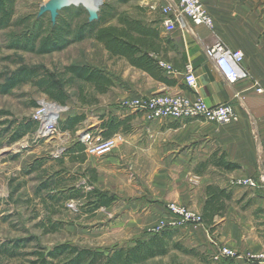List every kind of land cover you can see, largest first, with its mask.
Segmentation results:
<instances>
[{
	"label": "rangeland",
	"instance_id": "rangeland-1",
	"mask_svg": "<svg viewBox=\"0 0 264 264\" xmlns=\"http://www.w3.org/2000/svg\"><path fill=\"white\" fill-rule=\"evenodd\" d=\"M47 1L17 0L10 26L0 28V264H35L40 253L63 243L107 251L115 246H131L138 239L163 231L159 227L165 221L162 216L144 223L133 205L126 206L129 201L118 197L111 206L97 208L87 196L91 186L104 192L92 180L93 161L61 159L67 150L78 146L87 131H93L92 126L106 113L102 106L113 101L116 91L99 93L94 84L64 74L65 67L85 64L102 69L113 75L115 86L120 87L126 60L110 56L103 44L91 36L61 50L37 52L52 32L50 13L39 15L41 5ZM101 1L99 16L109 15L105 25L120 26L119 18L126 17L160 29L163 37L169 36L163 27V6L169 0ZM68 6L72 11L60 10L58 19L69 21L70 32L65 35L72 39L79 26L89 21V12L83 1ZM75 7L85 12L77 14ZM31 42L36 50L24 48ZM23 69H35L36 79H43L48 72L59 78L67 94L66 103H58L63 110L62 121L85 115L75 131L59 129L49 137L40 131L39 123L34 131L17 137L19 127L36 120L42 104L52 101L36 80L17 82L16 75ZM192 227L167 229L168 253L140 264H233L235 259H214L216 246L224 245L219 240L221 224L214 231L206 226L203 233L207 238L199 240L192 236L197 226ZM177 243L199 254L184 253L176 248Z\"/></svg>",
	"mask_w": 264,
	"mask_h": 264
},
{
	"label": "crops",
	"instance_id": "crops-1",
	"mask_svg": "<svg viewBox=\"0 0 264 264\" xmlns=\"http://www.w3.org/2000/svg\"><path fill=\"white\" fill-rule=\"evenodd\" d=\"M205 7L213 18L212 28H177L168 33L171 42L163 44L158 59L170 66L166 74L171 83L158 81L125 58L120 87L108 74L112 85L102 94L115 89V98L102 106L106 113L92 130L105 136L104 123L110 117L120 122L112 135L118 137L113 153L101 158L75 146L61 159L93 161V182L109 196L128 200L126 206L132 204L144 223L165 216L172 202L202 214L207 187L226 189L231 198L225 216L216 218L222 226L219 240L239 253L233 264H248V253H264V0H205ZM217 42L243 50L249 78L230 82L221 74L206 54ZM189 67L198 79L195 89L186 82ZM162 91L199 95L210 105L227 102L238 120H149L144 111L121 106L123 99ZM214 153L239 167L227 171L207 163ZM247 177L259 186L241 187L239 180ZM196 229L191 233L194 240L207 238L206 226Z\"/></svg>",
	"mask_w": 264,
	"mask_h": 264
},
{
	"label": "trees",
	"instance_id": "trees-1",
	"mask_svg": "<svg viewBox=\"0 0 264 264\" xmlns=\"http://www.w3.org/2000/svg\"><path fill=\"white\" fill-rule=\"evenodd\" d=\"M16 1L0 0V28L10 26ZM72 9V7L67 6L62 10L72 11ZM74 9L73 11L77 14L85 12V9L82 7H75ZM58 17L56 22L53 23L51 21L52 32L40 44L37 52L49 53L61 50L71 42L81 41L91 36L103 44L110 56H119L127 59L131 65L145 70L158 81L164 83L172 82L166 74V67L158 59L162 50H164V42L170 43L171 38L169 36L163 37L160 29L148 27L141 21L131 20L126 17L119 18L120 26H107L105 23L109 15L104 14L94 21H87L80 25L75 31L73 38L68 39V36L65 34L69 35L70 31L68 27L70 23L67 19L61 20ZM29 42L26 41V44H29ZM24 48L32 51L36 50L34 42H31V45H25ZM64 74L70 75L73 79H81L94 84L99 93L107 92L112 85V80L105 71L85 64L68 65L65 67ZM16 76L17 82L36 80V85L48 94L52 101L66 103L67 94L63 86L60 85L59 78L54 73L48 72V76H45L43 79H36L37 71L35 69H23ZM84 119V114L74 117L69 116L66 120L60 121V128L63 131H75ZM38 124L37 120L22 124L19 127L17 137H22L34 131L38 127ZM104 126L107 128L105 136L110 137L119 129L120 122L114 117H110L104 123ZM78 148L84 150V145L78 142ZM209 162H213L216 166L227 171L236 170L239 167L238 164L227 161L224 154L217 157V154L214 153L207 160V163ZM87 196L91 201L93 200L92 202L97 208L109 207L115 199V197L109 196L107 193L95 188ZM230 198L231 193L224 188H220L217 185H209L207 187V197L201 217L203 223L210 231H214L220 225L217 223L216 218L225 216L228 207L227 201ZM169 234V230H163L160 233L152 234L148 239H138L134 245L115 246L108 251L63 243L49 251L40 253L39 259L35 261V264H140L150 258L168 253L169 245L167 237ZM176 248L184 253L199 254L195 249L182 247L178 243Z\"/></svg>",
	"mask_w": 264,
	"mask_h": 264
},
{
	"label": "built area",
	"instance_id": "built-area-1",
	"mask_svg": "<svg viewBox=\"0 0 264 264\" xmlns=\"http://www.w3.org/2000/svg\"><path fill=\"white\" fill-rule=\"evenodd\" d=\"M165 18L163 26L168 33L177 28L189 29L192 26L205 25L212 28L214 25L211 14L205 7V0H169L163 6ZM206 54L213 59L221 74L230 82H237L250 77L249 70L244 66L245 53L241 49H232L222 42L206 48ZM169 70L170 66L162 62ZM189 87L195 89L198 79L191 67L186 75ZM121 106L130 110H141L149 120L169 119H203L208 121L230 123L238 120L234 107L229 103L208 104L201 96L189 97L180 93L158 92L148 96H138L123 99ZM62 107L55 101H45L37 114V121L41 123L40 131L49 137L58 131L62 120ZM117 136L106 137L100 132L87 131L80 142L84 145L87 153L106 157L113 153L117 146ZM250 188L259 186L253 177L239 180ZM164 223L159 231L176 227H197L204 223L201 214L196 213L178 203L167 205ZM214 259H236L239 253L226 245H218L213 252ZM248 264H264V253H248L245 256Z\"/></svg>",
	"mask_w": 264,
	"mask_h": 264
},
{
	"label": "water",
	"instance_id": "water-1",
	"mask_svg": "<svg viewBox=\"0 0 264 264\" xmlns=\"http://www.w3.org/2000/svg\"><path fill=\"white\" fill-rule=\"evenodd\" d=\"M76 0H49L45 4H42L40 7L39 15H42L45 12H49L51 15V20L55 22L57 17L64 7H67L70 4L77 3ZM86 7L89 12V21H94L99 18V5L90 6L86 4Z\"/></svg>",
	"mask_w": 264,
	"mask_h": 264
},
{
	"label": "bare ground",
	"instance_id": "bare-ground-1",
	"mask_svg": "<svg viewBox=\"0 0 264 264\" xmlns=\"http://www.w3.org/2000/svg\"><path fill=\"white\" fill-rule=\"evenodd\" d=\"M76 1H83L87 5L96 6V5H100L101 0H76Z\"/></svg>",
	"mask_w": 264,
	"mask_h": 264
}]
</instances>
